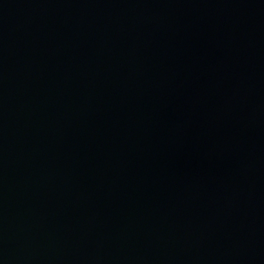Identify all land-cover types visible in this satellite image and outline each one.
Here are the masks:
<instances>
[{"label":"water","instance_id":"1","mask_svg":"<svg viewBox=\"0 0 264 264\" xmlns=\"http://www.w3.org/2000/svg\"><path fill=\"white\" fill-rule=\"evenodd\" d=\"M0 264H264V0H0Z\"/></svg>","mask_w":264,"mask_h":264}]
</instances>
